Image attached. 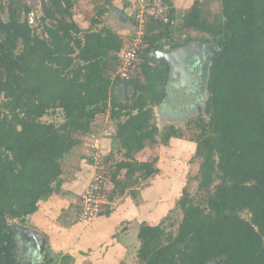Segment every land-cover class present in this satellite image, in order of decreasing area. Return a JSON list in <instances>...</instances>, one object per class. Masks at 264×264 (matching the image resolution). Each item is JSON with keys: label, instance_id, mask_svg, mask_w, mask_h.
<instances>
[{"label": "trees", "instance_id": "1", "mask_svg": "<svg viewBox=\"0 0 264 264\" xmlns=\"http://www.w3.org/2000/svg\"><path fill=\"white\" fill-rule=\"evenodd\" d=\"M114 1L102 0L91 27L83 29L74 19L73 0H41L39 30L23 0H0V264H21L14 224L29 225L42 204L60 194L64 160L100 116L113 122L112 144L123 152L114 165L111 154L98 163L113 186L108 204L127 191L135 196L134 189L145 187L142 180L159 173L156 160L141 162L137 155L157 145L159 134L168 144L184 131L171 123L161 132L156 124L170 71L156 54L218 40L209 96L191 123L199 131L197 191L184 188L176 229L168 216L156 225H139L136 261L264 264V0H218L217 14L194 0L180 22L174 1L164 0L176 24L147 21L127 76L122 54L134 33L126 37L103 24ZM98 152L87 156L89 163ZM102 184L96 197L104 200L108 190ZM78 199L75 209L81 212ZM109 210L96 216L108 217ZM53 254L48 244L41 259L26 264H73L72 256L58 254L56 260Z\"/></svg>", "mask_w": 264, "mask_h": 264}, {"label": "rangeland", "instance_id": "2", "mask_svg": "<svg viewBox=\"0 0 264 264\" xmlns=\"http://www.w3.org/2000/svg\"><path fill=\"white\" fill-rule=\"evenodd\" d=\"M201 1L206 4L207 10H210L211 14L219 13L220 4L218 0ZM23 2L32 9V13L30 15L32 18V25L35 28L41 30L42 24L39 21L42 16L41 0H23ZM101 2L102 0H75L73 13L78 15L79 22L77 23L85 29L90 28L92 23L91 20L95 19L97 15L95 8ZM119 2L121 7L125 4V0H120ZM180 4L181 5H179L177 9V22H180V17L194 4V0H180ZM79 15H81L82 19L79 18ZM4 18L6 17L4 16ZM112 23H114V25ZM103 24L109 25L112 28H116L117 31L123 29V26L120 22H103ZM124 25L131 27V25L128 23H125ZM132 32L133 29L131 28L129 33L131 34ZM186 35L197 36V33L194 31H186ZM198 86H201L202 90L204 89L203 93L202 91L197 90L199 88ZM179 96L180 97L178 98H180V100L183 97L192 99L196 96H200V109L203 110L204 103L209 96V92L206 90L205 84H202L201 82H195L190 88L180 91ZM177 100L178 99L174 101L178 103L179 101ZM164 115L165 114L161 108L155 109L156 124L160 131L162 132L165 127L173 123L184 131V136L182 138H172L168 144H163L162 141H160L162 137L159 134V142L157 145L148 146L137 155V160L141 162H152L156 160L155 167L159 169V173L147 179V181L142 180V186L145 187H142V190L134 189L135 191L133 192L135 196L132 195L131 191H127V193H125L123 196L116 197L113 199V201H109L108 204L107 196L109 195L113 186L111 183H109L110 181H108V179H104L103 177L104 167L102 166L99 168L96 166V163H89L88 161L87 156H89L90 153L95 149H100L101 152V154L100 152L95 154L96 160H98L99 164L100 162L102 163L101 156L103 155H113L112 159L109 161V164L111 165H114L116 161H119L121 158H123V152L118 150V146H114L112 144L111 136L114 134V127L113 122L110 120L108 115L100 116L97 119V121L94 123V131L91 134L86 135L83 138L81 145L76 147L73 153L63 162L65 169V173L63 174L64 184L57 200L61 203V206H63V209L66 210V212L64 213V211H60L61 207L55 205V214L59 213L61 215L58 217L57 221L59 224L68 223V219L70 220V223L78 222V214L81 215V212H77L75 209V204L79 202L78 198L81 197V194H83L91 184H95V181L97 180H102L108 190L104 200L99 199L98 197L102 209L109 210L110 208H114L113 210H118V206L122 207L125 205L127 206V211L129 210V219L132 221L131 226L125 227L123 225L124 229L127 228L129 230V233H127L129 234L127 236L129 241L126 245L130 253H128L127 257L123 259L122 264H137V252L140 245L139 241L137 240V233L139 225L143 223V219L146 218V223L150 222L149 224L156 225L160 223L166 216H168V218L172 219L171 221L176 224V229L179 221L182 218L178 203L182 197L184 188H187L192 194H195L197 191L198 181L196 176L198 174L200 161L195 157L197 144L194 142V140L199 131L197 127L194 126V124L191 126V123L194 119L197 120L198 117L194 115V117L191 116L188 118V120H185L187 114H184L185 116L180 115V117L177 115L175 120H173L175 122H167L164 120ZM106 136L109 137L106 138ZM145 189L147 190V201L144 197V195H146V192L144 191ZM54 197H52L50 200H53ZM157 208L160 209V212L157 210ZM102 209L100 207V210ZM157 213H159L158 218L155 216ZM49 216H52V214ZM149 216H151L153 219L149 218ZM96 217L98 216H95L93 219ZM147 218L151 220L147 222ZM18 225L21 226L22 224ZM18 240L20 248L18 249V258L21 264H26L30 261L35 263L37 260L41 259L38 256H33L34 259H29L28 261V254L21 247L20 237ZM50 247L52 252L55 255H58L54 251L55 249H52L53 247L51 245ZM97 248H100L99 245ZM61 257L63 256L60 255V258ZM57 258H59V255L56 256V260ZM87 259H82L84 262L82 261L79 264H93V262L88 261ZM73 264H77L75 258H73Z\"/></svg>", "mask_w": 264, "mask_h": 264}, {"label": "crops", "instance_id": "3", "mask_svg": "<svg viewBox=\"0 0 264 264\" xmlns=\"http://www.w3.org/2000/svg\"><path fill=\"white\" fill-rule=\"evenodd\" d=\"M73 1L75 2V0ZM119 1L120 0H115L113 2V7L111 8V12L107 14L106 20L107 22H120L123 29L119 31H117L116 28L113 29L120 35L128 37L131 28L124 24L131 22L127 17V15L130 14V10L127 8L128 6L126 7V4L121 7ZM173 1L175 7L178 9L179 5H181L180 0ZM79 18L82 19L81 15H79ZM74 19L76 22H79L78 15L74 14ZM112 24L114 25V23ZM82 28L85 29L84 27ZM107 137L109 136H106V138ZM144 191L146 192L144 197L147 201V190L145 189ZM58 196L54 197V199L49 202L43 203L40 211L33 217L29 218V225H27V227L32 228L45 236L46 247L50 243L49 245L53 247V250L55 249L54 251L57 254H61V256H72L76 259L77 264L82 261L84 262L82 259L87 258V260L93 262V264H122L123 259H125L127 254L130 253L126 245L129 241L127 238L129 230L127 228L124 229L123 227V225L125 227L131 226L132 223L128 216L129 210L127 211V206H118V210H113L114 208H112V212L108 217L99 216L92 221L77 223H70V220L68 219V223L59 224L57 219L61 215L59 213L55 214V205L61 207L60 211H64V213L66 210H64L61 203L58 202ZM157 210L160 212L159 208H157ZM51 214L52 216H49ZM158 215L159 213L155 216L158 218ZM149 218L153 219L151 216H149ZM151 219H148L147 222ZM142 222H146V218L143 219ZM16 232L18 233L17 230ZM22 241L23 240L20 239L21 244L23 243ZM25 244L26 248H23V250L28 254L27 260L29 261V259H32L34 253L30 245L27 242H25ZM98 245L100 248H97Z\"/></svg>", "mask_w": 264, "mask_h": 264}, {"label": "water", "instance_id": "4", "mask_svg": "<svg viewBox=\"0 0 264 264\" xmlns=\"http://www.w3.org/2000/svg\"><path fill=\"white\" fill-rule=\"evenodd\" d=\"M220 45V40L213 45L193 42L169 53L157 52L155 60L162 64H168L170 68L166 86L167 95L162 106L173 100L176 101L179 92L190 88L195 82L205 84L207 90L212 58L220 50ZM191 57H195L196 63L199 64L200 69L198 72L188 71L187 61ZM197 90L204 92L201 86ZM15 227L20 239L27 242L32 248L34 256L41 258L46 249L45 236L27 226L15 225Z\"/></svg>", "mask_w": 264, "mask_h": 264}, {"label": "built area", "instance_id": "5", "mask_svg": "<svg viewBox=\"0 0 264 264\" xmlns=\"http://www.w3.org/2000/svg\"><path fill=\"white\" fill-rule=\"evenodd\" d=\"M129 3V10L132 13L133 18L136 21V27L134 34L130 41V45L125 48L122 57L123 76H127L130 69L133 67L137 60V50L140 47L142 38L144 36L147 21L151 18L163 19L164 23L176 24L175 20H171L168 16L169 7L164 0H125ZM94 161L99 168L98 160L94 155ZM102 178V177H100ZM102 180L95 181V184H91L86 191L81 194V221H86L94 218L97 212L100 211V202L96 197V192L100 189Z\"/></svg>", "mask_w": 264, "mask_h": 264}, {"label": "flooded vegetation", "instance_id": "6", "mask_svg": "<svg viewBox=\"0 0 264 264\" xmlns=\"http://www.w3.org/2000/svg\"><path fill=\"white\" fill-rule=\"evenodd\" d=\"M196 58L195 57H191L187 63H188V71H196L198 72L200 67L199 64L196 63ZM180 97V96H179ZM200 96H196L192 99L190 98H182L180 100V98H178L177 101H179L178 103H176L174 100L171 101L170 103H167L166 105L161 107V110L164 112V120H166L167 122H175L173 120H175L176 116L179 115L178 117H180V115H184L187 114L186 119L188 120V118H190L191 116L193 117L195 115V112H199L200 111ZM175 114V115H174ZM173 115V116H172ZM185 116V115H184ZM181 121V118H180ZM23 243L21 244L22 248H26V244L24 241H22ZM34 256V255H33Z\"/></svg>", "mask_w": 264, "mask_h": 264}]
</instances>
